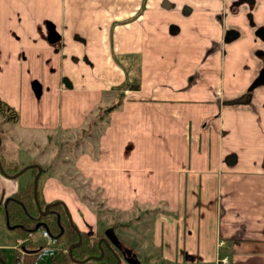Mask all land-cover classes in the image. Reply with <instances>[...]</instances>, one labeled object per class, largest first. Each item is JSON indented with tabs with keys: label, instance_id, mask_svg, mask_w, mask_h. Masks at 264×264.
Masks as SVG:
<instances>
[{
	"label": "crops",
	"instance_id": "0c3cea01",
	"mask_svg": "<svg viewBox=\"0 0 264 264\" xmlns=\"http://www.w3.org/2000/svg\"><path fill=\"white\" fill-rule=\"evenodd\" d=\"M54 1L58 16L31 30L0 20V102L16 113L0 108V159L28 163L115 104L97 158L72 163L85 192L42 172V202L78 205L70 220L88 234L133 233L148 209L138 264H264V0ZM33 172L0 171V208Z\"/></svg>",
	"mask_w": 264,
	"mask_h": 264
},
{
	"label": "rangeland",
	"instance_id": "374dc122",
	"mask_svg": "<svg viewBox=\"0 0 264 264\" xmlns=\"http://www.w3.org/2000/svg\"><path fill=\"white\" fill-rule=\"evenodd\" d=\"M17 1L18 0H14L15 4L12 7L13 10L11 12L0 14V20L6 18V20L10 21L13 20L21 23L23 22V24H25L26 26H30L29 29L31 30L34 23H48L49 21L52 22L53 18L58 16V12L54 11L55 5L57 6V3L54 0H44V2H42V0H20L23 1L26 6H29V11H27L26 7L24 6H18ZM38 6H40L39 8L50 7L53 12L43 13L38 8ZM122 90L123 88H113V92L110 95L111 100L119 98L122 94ZM102 108L99 107L98 110L96 109L97 112L95 110V112L91 116H87L84 122V126L79 127L78 130H72L70 133L65 132L60 134L58 133L54 136H48L47 145H45L44 147H40L39 144L33 145L35 147V155L32 158L34 160H32L31 162H34V164H37L42 169H44L41 175L42 180L44 178L52 176L60 180L63 184H65V186L71 187L77 192L79 191V194L85 192L87 183H84L83 179L76 174V171L72 167V163H74V160H76L78 157H81L82 155H88L87 157L90 159L97 158L99 152L98 138L103 131V126H105L106 124L103 118V114L100 113V119H102L101 121L99 118H97V114ZM2 119L0 120V131L3 128ZM90 121L91 125L89 126L88 122ZM85 129H87V132L83 133L82 130ZM37 152H39V155H36ZM22 159H24L23 156H18L14 161L25 163V161ZM28 167L32 171H35L33 168H31V165H29ZM41 179H39L38 185H41ZM100 188L102 187H99V189ZM97 191V189H94V194H96ZM55 201H58L61 204L63 203L59 200ZM63 206L65 207L64 203ZM1 209L2 208H0V264H22L24 257L19 259L17 263L15 261V230L9 229L10 226L6 224L4 218L2 217ZM78 209V205L73 210L69 205L67 206L66 211L68 215H70L73 211L77 216L80 217ZM140 210L141 211L137 213L138 221L135 227H132L134 228L132 230H134L136 234L138 233L140 235V238H135L134 232L132 230L131 231L133 233H128L126 231L127 227L125 228V230L118 231L116 223L112 224V228H110L111 234L103 233V236L108 241V243L109 241H111L112 243L118 245V248L114 245L113 246L116 250H119V260H122L124 256H133L137 257L138 259H142V255L147 250V245L149 242V233L147 229L149 228L150 224V212L148 209L142 208ZM74 213L73 215L75 217ZM69 218L73 221L71 216H69ZM128 228L131 229L130 226ZM37 234L38 233L36 232L34 237H37Z\"/></svg>",
	"mask_w": 264,
	"mask_h": 264
},
{
	"label": "trees",
	"instance_id": "16d2710c",
	"mask_svg": "<svg viewBox=\"0 0 264 264\" xmlns=\"http://www.w3.org/2000/svg\"><path fill=\"white\" fill-rule=\"evenodd\" d=\"M127 83L123 82L115 88H124ZM135 87V84H133ZM245 97L242 96L241 99ZM240 99V98H239ZM238 99V100H239ZM115 104L102 108L97 114L100 119L101 114H105ZM6 112V117L15 119L16 113L12 109L5 107L0 102V108ZM93 123V121H92ZM95 123V122H94ZM91 125V121L88 122ZM83 133L87 129L82 130ZM36 172L37 167L39 173L36 177L35 185L31 180L24 188L14 191L3 202L2 210L4 213L5 222L12 230L23 237L26 231L41 222L49 229L50 232L57 234V241L60 244L54 255L48 260L42 261L39 264H118L119 250L112 247L104 238L103 233L97 231L93 234H88L75 227L70 220L69 215L63 206L58 201H52L46 213H41L46 204L40 198L38 185V177L44 171L39 165L34 162H28ZM28 163H20L11 161H3L0 159V171L5 175H16L24 167H28ZM24 245L29 248L23 258L22 264H32V250L36 245L27 241Z\"/></svg>",
	"mask_w": 264,
	"mask_h": 264
},
{
	"label": "built area",
	"instance_id": "2783aa9c",
	"mask_svg": "<svg viewBox=\"0 0 264 264\" xmlns=\"http://www.w3.org/2000/svg\"><path fill=\"white\" fill-rule=\"evenodd\" d=\"M38 233L37 237H34V233ZM30 241L34 243L36 246L31 249L33 254L32 264H39L42 261L48 260L51 258L55 251L59 248V243L57 241V234L50 232L49 229L45 226V224L39 222L34 226L30 227L23 237L17 236L15 239V250L16 256L15 261L18 262L19 259L23 258L26 254L27 248L24 245L25 242ZM226 257L220 256L215 264H225ZM190 264H198L197 262H191Z\"/></svg>",
	"mask_w": 264,
	"mask_h": 264
},
{
	"label": "water",
	"instance_id": "95a60500",
	"mask_svg": "<svg viewBox=\"0 0 264 264\" xmlns=\"http://www.w3.org/2000/svg\"><path fill=\"white\" fill-rule=\"evenodd\" d=\"M256 82H264V69L261 71V73L257 77ZM37 171L39 172V168L38 167H37ZM37 175H38V173L34 176V178L32 180L33 181V186L35 185V181H36ZM50 204L51 203H47L45 205V207H44L43 212H41V213H46ZM123 261L126 262L127 264H138V261L133 256H124L123 257Z\"/></svg>",
	"mask_w": 264,
	"mask_h": 264
}]
</instances>
